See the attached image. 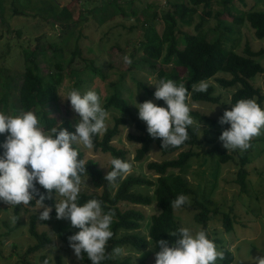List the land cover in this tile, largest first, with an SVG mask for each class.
Instances as JSON below:
<instances>
[{"label": "rangeland", "instance_id": "obj_1", "mask_svg": "<svg viewBox=\"0 0 264 264\" xmlns=\"http://www.w3.org/2000/svg\"><path fill=\"white\" fill-rule=\"evenodd\" d=\"M188 1L0 0V32L3 34V38L0 40V111L14 115L16 113L12 109V105L16 107L19 105V89L25 67L22 57V41L16 34V31H20L23 39L34 40L43 36L45 37L42 41L44 47L47 48L48 44H53L59 50V53L56 54L48 50L45 54L40 55L38 64L44 77L53 71V65L56 62L62 63L64 75H66L62 86L59 88L58 101L46 107L45 110L35 112L41 123L43 121L42 112H46L49 117L56 119L59 123L67 119L72 126L79 119L72 111L69 102L59 97L71 89L75 81L74 77H70L72 72H75L74 74L80 79V91H95L101 98L102 106L104 98L111 92L109 84L122 85L125 89L123 97L128 101L135 118L138 119L137 109L134 106L135 103H140L139 94L159 106V100H156L154 96L149 97L137 87V82L142 81L150 90H155L153 85L158 82L156 75L150 73L141 63L143 24L149 22L161 34L164 28L162 14L168 10L171 11L173 4H185ZM222 1L212 0L208 9L198 6L189 26L180 25V28L185 32L197 33L196 28L200 24L201 28L198 33L204 34L208 40L218 38L227 50L241 56L245 55L246 45L253 52L264 50V39L258 40L248 23L238 26L232 22L233 17L238 14L264 12V0H242L241 2L232 0L234 6H229V4L226 7ZM63 7L72 14L71 19L65 22V24H70V28H63L53 21V14H58V11ZM208 11L211 13L210 17L204 14ZM217 13H221L219 19H216ZM155 14L157 17L153 19ZM227 26L233 30V33L224 29ZM77 52L79 54L74 57L73 53ZM124 55L130 57L131 64L125 65L123 63L122 57ZM164 56L166 55L164 54ZM164 56L160 63L165 66V71H167L172 66ZM71 60H73L72 63H69ZM255 60L264 67V55ZM86 64H93L98 68L103 79L99 74L91 73ZM217 77L230 78L226 75H218ZM251 82L254 87L260 88L264 94V74L257 75ZM205 83L214 85L213 97L218 98V103H189L190 116L193 120L192 127L198 133L205 150L211 148V145L208 144L210 141H214L225 149L219 140V136L228 125L220 126L218 118L222 116L225 110L231 108L230 99L234 89H221L213 81ZM262 109H264V104ZM109 112L110 119L106 122V130L113 126L114 118L121 116L115 110H109ZM139 121L145 125L143 121ZM120 129V134L112 141V145L127 152L132 165L131 171L127 175L140 176L155 181L157 176L147 170V165L151 162L160 163L171 160L178 155V152L163 155L157 147L152 146L150 153L142 162H133L138 145L129 142L127 137L129 134L134 135L138 132L133 123ZM103 134L99 135L100 138ZM262 139L264 140V129L250 140V147L247 150L228 151L225 149L228 155L234 157L235 162L220 164L216 157L211 159L201 155L198 158H193L184 169L169 171L166 175L167 179L179 175L188 182L190 188L195 191V195L189 198V204L201 201L204 194L213 202L214 206L211 209L217 208L225 213H230L229 209H232L235 215V225L232 232L226 233L224 231L221 215L214 216L207 229L208 238L214 242L219 252L222 247H227L234 255L232 264H253L252 259L264 256V141ZM0 140H3V136H0ZM76 147L83 153L86 161H94L103 173L107 172L108 169L106 168L109 167V160L111 159L109 154L84 149L79 145ZM242 153H246L249 158V164L245 166L248 174L246 192H242L236 183V174L239 169L237 156ZM82 180H86V185L89 188L82 186L81 192L93 193L96 191L89 179L84 178ZM154 189V187H134L132 190L136 193L153 196ZM115 190L116 188L113 189V192ZM97 191L101 193V189ZM120 206L122 209L134 208L143 213L145 219L141 229L137 232L141 236L147 237L150 219L159 212L155 204L151 207L125 204ZM17 207L19 212L18 216L15 217L14 209ZM32 214L39 215L37 208L27 210L21 205L0 208V264H22V257L27 248L34 244L33 238L28 233L29 218ZM175 214L180 227L195 226L201 228L195 223L194 214L190 210L177 209ZM12 217H15V223L11 222L10 218ZM65 222L67 221L56 219L38 220V231L48 233L52 237L53 243L37 254L26 256L25 259L29 263L39 264L40 256L45 255L50 260L49 264H56L55 258L57 256L62 257L63 264H81L80 259L74 255L72 250L60 251L61 244L55 238L56 227ZM215 240H221L220 247ZM122 248L125 249L126 255L113 256L115 260L129 259L132 263L155 264L151 244L145 249L139 250L128 246Z\"/></svg>", "mask_w": 264, "mask_h": 264}, {"label": "trees", "instance_id": "obj_2", "mask_svg": "<svg viewBox=\"0 0 264 264\" xmlns=\"http://www.w3.org/2000/svg\"><path fill=\"white\" fill-rule=\"evenodd\" d=\"M212 0H189L185 4H173L171 11H166L162 14V20L164 28L161 34L148 23L144 25V33L142 40V59L141 63L150 73L155 74L158 81L172 80L177 85H183L189 93H191L188 104H200V103H212L217 104L218 98L213 97L214 85H208L205 92L194 91L193 86L199 82L213 81L214 84L221 89H234L231 94L230 104H235L240 99H254L257 104L263 108L264 94L260 88L253 86L251 80L257 75L264 74V67L259 64L255 59L264 55V50L253 52L248 45L245 46V55L241 56L233 51L227 50L218 38L208 40L202 33H198L201 25L199 24L195 32H185L180 25H188L192 21V17L196 14V8L203 6L204 9L210 7ZM241 2L242 0H238ZM222 4L226 7L232 5V0H223ZM58 10H60L58 8ZM52 12V11H51ZM53 14V13H52ZM207 17H210V11L204 12ZM221 13L216 14V19H219ZM72 17V14L63 7L58 14H53L54 22L63 28H70V24H65ZM157 14L154 15L155 19ZM152 19V20H153ZM234 25H242L248 23L254 30L255 37L258 40L264 39V12H251L238 14L233 17ZM55 24V25H56ZM149 24V25H148ZM229 33H233V30L227 26L224 28ZM17 37L22 41V57L24 60V71L22 84L19 89V105L16 107L12 105V109L15 113L19 111H33L34 113L45 110L51 104L58 101L59 88L62 86L66 75H64V67L61 62H56L53 65V71L47 76H43L41 68L38 64L40 55L45 54L46 51L51 50L55 54L59 53V50L53 44H48V47L42 45V41L45 37L41 36L37 39H23L22 33L16 31ZM55 36V35H54ZM3 38V34L0 32V40ZM34 43V44H32ZM32 48V49H31ZM31 49V50H29ZM77 53H73L75 57ZM164 54L166 56H164ZM166 57L172 66L170 70L165 71V66L160 62ZM71 60L69 63H72ZM87 69L91 73L99 74L102 79L103 76L98 68L93 64H86ZM72 72L70 77H74L75 81L71 86V89H77L80 91V79ZM218 75H226L230 78L217 77ZM105 80V78H104ZM137 87L142 89L149 97L153 96L155 90H150L143 84L142 81L137 82ZM109 88L111 92L104 98V107L106 110H115L121 116L116 117L113 120V126L108 128L103 136L93 137L92 150L94 152H100L103 154H109L111 158L116 157L124 161L131 162L128 159L126 151L117 149L112 145V141L120 134V128L126 127L128 124L133 123L137 134H129L127 140L131 143L138 145L134 153L133 162L140 163L150 153L152 146L157 147L163 155H171L178 152L176 158L171 160H165L163 162H151L147 165V170L157 176L155 181L146 179L144 177L127 175L122 179L118 178L113 185H109L104 181V177L107 174L103 173L98 167L97 163L92 160H88L86 171L82 179L86 178L92 184L94 190L93 193L79 194V203H83L90 198H96L102 202L104 211H111L113 216V223L111 230L113 237L108 241L106 245V253L109 254V258L106 259L103 264H147L145 262L132 263L129 259L123 261H117L111 255L114 247H132L137 250L145 249L150 244L153 247V252L158 250L156 247L157 240H171L174 239L171 235L180 226L177 221L175 211L177 209L172 208L171 202L180 194L186 195L188 198L195 195V191L190 188L188 182L181 176H172L167 179L169 171H180L184 169L193 158H198L204 155L209 158H217L220 164H227L235 162L232 155H228L226 150L217 145L214 141H210L208 144L211 148L205 150L202 141L199 138L196 130L190 126L187 129L188 138L179 146H168L162 148L160 139L151 138L146 132V125L142 124L132 113L128 101L123 97L125 89L120 84L110 83ZM139 101L143 103L149 101L146 97L139 94ZM159 106H165L162 100H159ZM230 110V109H228ZM194 115V114H192ZM42 125L45 130L51 127H62L68 131H74V128L70 121L67 119L62 120L61 123L56 119L49 117L45 112H42ZM41 121V120H40ZM207 133V131H206ZM262 141H264L262 139ZM79 151V158L84 159L83 153ZM237 165L239 166L237 172L236 183L240 186L242 192H246L247 172L245 166L249 164V158L246 153L239 154L237 156ZM110 168V165L109 167ZM41 192H44L40 186L37 185ZM134 187H148L155 188L153 196L136 193L132 189ZM116 188L115 192L113 189ZM101 189V193L97 190ZM55 193L51 194V198L44 201L48 206H51L55 200ZM121 204L141 207H151L153 204L159 210L157 215L152 216L148 228V236H141L137 231L142 227L144 222V215L141 211L134 208H121ZM213 202L205 197L203 194L201 201H195L193 204H186L180 209H188L193 212L194 221L202 229H208V224L211 219L216 215L222 216V226L226 233L232 232L235 219L232 209L230 213L219 211L217 208H213ZM8 207L7 204L0 203V208ZM27 210H35V201H32L30 205L24 206ZM15 217L18 216L19 208H15ZM55 220V212L50 213L49 220ZM38 216L36 214L30 215L28 233L33 238L34 244L29 246L22 257V264H31L25 257L33 254H37L53 243L52 237L46 232L38 231ZM57 220V219H56ZM78 229L71 227L67 221L59 224L56 227L55 238L61 244L60 251L68 252L72 250L68 244V237ZM216 243L221 246V240H215ZM223 253L222 259H217L215 264H232L234 261V255L229 251L227 247L219 249ZM47 260L48 264L50 260L45 255H41L39 258V264H44ZM81 264H90L87 257L82 254L80 259ZM56 264H63L61 256L55 258Z\"/></svg>", "mask_w": 264, "mask_h": 264}, {"label": "clouds", "instance_id": "obj_3", "mask_svg": "<svg viewBox=\"0 0 264 264\" xmlns=\"http://www.w3.org/2000/svg\"><path fill=\"white\" fill-rule=\"evenodd\" d=\"M122 60L125 65L132 62L128 55ZM153 86L154 98L162 100L165 106L152 101L135 103L138 119L145 123L151 138L161 140L162 148L179 146L187 140V129L193 125L187 102L191 93L172 80L161 79ZM207 87V83L201 81L193 89L205 92ZM59 97L67 100L79 117L72 132L60 124L45 130L30 110L14 115L0 111V136H3L0 140V203L24 207L35 201L40 221H48L54 211L57 220L68 221L71 227L78 229L68 237L74 255L78 259L85 255L90 264H103L109 258L106 245L113 237L114 214L104 211L102 202L96 198L78 202L82 186H88L86 180H82L87 162L79 158L76 146L91 150L93 137L106 131L110 112L102 107L100 96L93 90L70 89ZM230 105V110H225L218 118L220 126L228 125L219 140L228 151L247 150L250 140L264 129V109L254 99H240ZM109 164L104 177L109 185L130 173L132 167L128 161L116 157L111 158ZM37 185L45 191L41 192ZM53 192L54 203L48 206L44 201L50 199ZM188 203L189 198L180 194L170 206L180 209ZM10 219L16 222L15 217ZM171 235L174 239L156 241L155 264H215L218 258H223V253L216 249L202 228L181 226ZM111 255H126V251L117 246ZM252 261L264 264V256Z\"/></svg>", "mask_w": 264, "mask_h": 264}]
</instances>
